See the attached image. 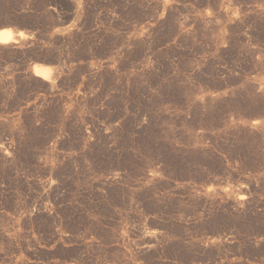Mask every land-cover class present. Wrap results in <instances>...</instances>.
I'll use <instances>...</instances> for the list:
<instances>
[{"label":"rangeland","instance_id":"1","mask_svg":"<svg viewBox=\"0 0 264 264\" xmlns=\"http://www.w3.org/2000/svg\"><path fill=\"white\" fill-rule=\"evenodd\" d=\"M3 29L0 264H264V0H0Z\"/></svg>","mask_w":264,"mask_h":264},{"label":"bare ground","instance_id":"2","mask_svg":"<svg viewBox=\"0 0 264 264\" xmlns=\"http://www.w3.org/2000/svg\"><path fill=\"white\" fill-rule=\"evenodd\" d=\"M15 40V35L12 29H3L0 31V44L10 43ZM35 73L37 75L45 76L48 72V67L43 65H36Z\"/></svg>","mask_w":264,"mask_h":264}]
</instances>
